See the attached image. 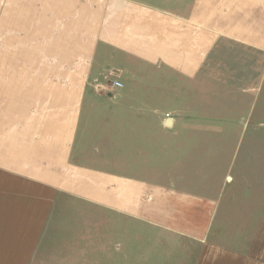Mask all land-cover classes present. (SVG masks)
Returning a JSON list of instances; mask_svg holds the SVG:
<instances>
[{"label": "crops", "instance_id": "obj_1", "mask_svg": "<svg viewBox=\"0 0 264 264\" xmlns=\"http://www.w3.org/2000/svg\"><path fill=\"white\" fill-rule=\"evenodd\" d=\"M209 3L0 0V264H264L256 153L246 166L239 149L235 185L224 135L178 116V79L201 71L212 28L242 26L216 24ZM110 68L116 100L99 104L92 81ZM72 206L101 210L90 219L110 220L109 238L58 210Z\"/></svg>", "mask_w": 264, "mask_h": 264}, {"label": "rangeland", "instance_id": "obj_2", "mask_svg": "<svg viewBox=\"0 0 264 264\" xmlns=\"http://www.w3.org/2000/svg\"><path fill=\"white\" fill-rule=\"evenodd\" d=\"M207 1L211 5V0ZM214 5L217 13L216 24L240 22L242 26L212 28L216 30V40L201 71L190 80L178 79V116L188 118L192 111L201 112L209 117L212 128L209 135H224V141L220 138L214 143L216 148H230L231 177L235 185L238 184L240 148L244 149L243 159L246 166L250 164V156L246 154L256 153V156L251 157L252 162L256 158V163L261 165L264 180V0H214ZM110 70L111 76L116 78L115 69ZM110 72L96 80L106 84ZM93 90L92 96L99 104L101 101L116 100L113 93L105 89ZM120 122L121 120L116 129L120 133L156 130L154 125ZM183 125L188 126L186 122ZM179 131V135H196V132H191L186 126ZM217 163L216 161L213 167L215 171L218 170ZM237 195L238 188L232 184V201H235L234 196ZM237 207V203L231 206V215L235 217L230 220L232 226L238 222ZM58 210L78 212L80 215L77 217L81 219L76 222L88 228L101 227L103 239L109 238L106 234L110 232V220L90 219L98 218L94 214L101 210L82 206ZM135 228L139 226L135 225ZM237 238L229 237L227 242L238 248ZM222 239V236H215L217 242H222ZM122 258L125 257H120L119 264L126 263ZM103 259L106 263L109 257L104 256Z\"/></svg>", "mask_w": 264, "mask_h": 264}, {"label": "built area", "instance_id": "obj_3", "mask_svg": "<svg viewBox=\"0 0 264 264\" xmlns=\"http://www.w3.org/2000/svg\"><path fill=\"white\" fill-rule=\"evenodd\" d=\"M111 72L109 74V78L107 79L106 84H102L101 82L94 80L92 83L93 88L96 90H102L105 89L109 93H113V96L115 95L114 92L116 89L120 86V83L118 82V79L111 76Z\"/></svg>", "mask_w": 264, "mask_h": 264}]
</instances>
